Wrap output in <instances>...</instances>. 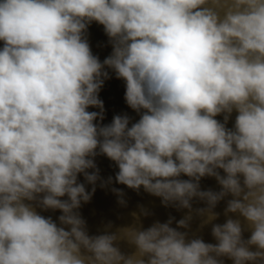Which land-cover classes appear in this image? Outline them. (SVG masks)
<instances>
[{
  "label": "clouds",
  "instance_id": "9594fccd",
  "mask_svg": "<svg viewBox=\"0 0 264 264\" xmlns=\"http://www.w3.org/2000/svg\"><path fill=\"white\" fill-rule=\"evenodd\" d=\"M92 22L112 47L103 62ZM0 42V264H264V0H0ZM106 69L138 121L96 123ZM100 155L116 183L185 215L144 228L138 206L133 223L90 235L80 208L113 183Z\"/></svg>",
  "mask_w": 264,
  "mask_h": 264
},
{
  "label": "water",
  "instance_id": "95a60500",
  "mask_svg": "<svg viewBox=\"0 0 264 264\" xmlns=\"http://www.w3.org/2000/svg\"><path fill=\"white\" fill-rule=\"evenodd\" d=\"M87 40L90 44L92 53L99 57L100 61L109 56L112 52L111 44L109 43V38L104 32L102 25L92 22L87 29L86 33ZM3 42H0V48H2ZM109 72L110 78L105 80L103 87L99 91V99L103 101L104 105V119L102 121H96L100 124H110L115 115L127 114L131 118V123L139 120V114L128 107L124 99L125 96V82L122 79H117L115 72L111 69H106ZM89 111H97L98 108H89ZM235 111L232 113L227 127L232 128L235 122ZM216 119L223 122V115L217 116ZM95 162L100 170V176L102 179L107 180L108 177H113V183L106 187L101 188L100 182H97L96 191L92 196L90 202L83 204L80 208V213L82 217L87 222V227L90 235H97L103 232L104 226L108 222H112V231L117 228L133 223V218L131 216L132 212H138L139 207L143 206L149 213L147 217H141V222L144 228L151 226L155 221L166 222L169 216H173L176 220L182 218L187 210L177 211L173 207H164L161 204V200L158 197H154L149 193L145 192L143 188L139 192L129 189L124 185H120L115 182V174L118 171L117 166L114 162L110 161L107 157L100 155L95 158ZM91 171V170H89ZM221 174L222 171H221ZM183 179H188V177H182ZM79 182L85 183L86 189L91 191V185H88L82 175L78 177ZM201 188L204 190L212 189L214 191H219L220 187L216 180L212 177L202 178ZM112 187L122 189L125 193L124 199L127 202V206H121L118 204V197L110 189ZM66 198V197H65ZM228 197L226 199H230ZM204 205L200 202H194L193 207H203ZM226 207V200L221 201L215 211L220 213L218 220L214 223H224L226 217L224 216V208ZM37 211L41 215L51 216L55 221L57 217L61 214L58 210L53 212L51 210L43 211L37 208ZM233 218H236L234 214ZM242 219V218H241ZM58 222V221H57ZM199 220H195L192 224V232L204 239L205 242L215 243L216 241L211 236V225L204 227L203 229H198ZM173 227H175V222H173ZM250 231L244 232V238L247 239L250 236ZM121 250L130 253L134 251V248L127 245L126 243L120 244ZM255 250V249H253ZM225 264H232L231 260L225 258Z\"/></svg>",
  "mask_w": 264,
  "mask_h": 264
}]
</instances>
